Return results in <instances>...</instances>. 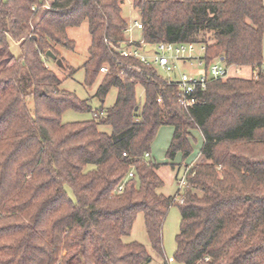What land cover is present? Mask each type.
<instances>
[{
  "label": "trees",
  "instance_id": "16d2710c",
  "mask_svg": "<svg viewBox=\"0 0 264 264\" xmlns=\"http://www.w3.org/2000/svg\"><path fill=\"white\" fill-rule=\"evenodd\" d=\"M130 2L146 43H200L207 63L256 68L258 77L209 83L183 112L175 88L154 72L134 83L100 74L117 58L105 40L124 39L123 0H54L38 13L31 10L36 0H0V264H157L165 260L161 230L172 205L181 217L174 261L264 264L263 0ZM84 21L90 34L84 84L101 75L94 95L103 100L116 88L117 96L91 120L63 123L65 111L91 108L60 90L43 56L51 51L59 59V45L73 50L66 30ZM169 125V161L190 156V130L203 139L201 161L187 170L183 204L175 202L178 191L171 197L158 191L160 165L143 156ZM107 126L110 132L100 129ZM131 167L134 178L119 192ZM139 214L150 248L163 258L157 263L142 244L123 242Z\"/></svg>",
  "mask_w": 264,
  "mask_h": 264
},
{
  "label": "built area",
  "instance_id": "2783aa9c",
  "mask_svg": "<svg viewBox=\"0 0 264 264\" xmlns=\"http://www.w3.org/2000/svg\"><path fill=\"white\" fill-rule=\"evenodd\" d=\"M38 5H33L34 13L41 12L50 7L48 0H36ZM142 23L140 19L128 21L124 29V39L118 44L105 40L107 45L117 54L112 68L106 64L99 69L101 75L113 72L120 81H137L138 75L154 72L164 81L166 86L175 88L176 102L182 111L189 112L198 103V95L209 83L230 78L231 72H236L233 67L226 66L223 61L215 59L207 63L205 59L206 46L194 43L158 42L148 44L140 36ZM260 69L264 70V48L262 52ZM200 67V68H199ZM199 68V70H198ZM248 68L247 74L237 73L243 79L257 78V69ZM243 68V69H245ZM186 70L189 74L186 73ZM125 153L123 154V156ZM144 159L149 160V153H144ZM178 181V193L175 202L183 204V191L186 188V174ZM134 178L133 168L128 171L124 181L117 187L122 191L124 183ZM206 260V259H205ZM173 259H165L157 264H171Z\"/></svg>",
  "mask_w": 264,
  "mask_h": 264
},
{
  "label": "rangeland",
  "instance_id": "374dc122",
  "mask_svg": "<svg viewBox=\"0 0 264 264\" xmlns=\"http://www.w3.org/2000/svg\"><path fill=\"white\" fill-rule=\"evenodd\" d=\"M54 0H48L49 4L53 2ZM209 1V0H205ZM40 14H38L39 16ZM37 16V17H38ZM122 16L127 21H136V19H140L137 17L136 11L132 9L130 0H123L122 3ZM88 25L87 22L84 21L80 26L74 28H68L66 30V33L68 34V37L70 40L74 42V48L73 50L66 49L62 46H56L55 49L59 52V58L62 61V64L64 66H67L68 68H73L75 72L69 76V70L64 68H58L52 60H50L48 57L43 56V59L45 60V66L48 67L49 70H52L59 80L62 81L60 85V90L67 91L69 93H72L74 96H78L80 100H86L89 104L91 111L87 113L78 112V111H71L67 110L65 111L61 116V122L63 123H74L76 121H87L92 119V111L93 110H99V109H107L108 107L112 106L115 99H116V88H111L109 92L106 94V98L103 100H100L94 95V92L96 88L98 87L99 83L101 82L102 76L97 77V81L94 82L90 87H87L84 84V68L83 64L88 58V47L90 45V34H88L87 31ZM205 39H208L209 35L205 34L203 36ZM208 42L210 40L208 39ZM18 42H12L11 51L14 53H18L17 50ZM200 68V67H199ZM198 68V70H199ZM238 73H245L247 70H236ZM236 72H231L230 77H238ZM186 73L188 71L186 70ZM246 74V73H245ZM244 74V75H245ZM243 79V78H242ZM143 90L142 88L137 85L136 88V94H137V101L139 105L143 103ZM30 110L32 111V105L29 106ZM105 133L110 132V128L102 127L100 128ZM193 130L189 131L190 136L188 137V140L191 143L195 141L193 139ZM198 154L197 147L193 146L192 150V158H195ZM157 160V158H156ZM193 167V166H192ZM185 168L183 165L181 166H169V165H160L159 168V174L161 176V179L163 180V186L158 191L166 196H171L178 191V181L183 177ZM186 170V169H185ZM136 221L132 227V230L130 232L129 236H126L123 238V242H136L138 244H142L145 249L149 252L152 262L157 263L164 259H173L174 252L176 250L175 248V236L178 232V227L180 223L179 212L177 205H172L169 209L164 223L162 225V249H163V258H160L158 255H156L152 249L150 248L149 241L147 234H145V228H144V218L142 214H139L136 217ZM171 264H180L173 260Z\"/></svg>",
  "mask_w": 264,
  "mask_h": 264
},
{
  "label": "crops",
  "instance_id": "0c3cea01",
  "mask_svg": "<svg viewBox=\"0 0 264 264\" xmlns=\"http://www.w3.org/2000/svg\"><path fill=\"white\" fill-rule=\"evenodd\" d=\"M263 4H264V0H263ZM263 45H264V41H263ZM263 48H264V46H263ZM243 70H247V72H248V68H245ZM247 72H245V73L247 74ZM245 73H243V74H245ZM173 131H174V128H173V126H170V125L169 126H162L157 131V134L154 138V142L150 146V152H149L150 159L149 160L152 163H154V164L156 163L159 165H163V164L170 165L171 163L174 164V166H178V167L183 165L185 167V168H183L184 169L183 171H186L201 161L200 150H201V147L203 144V139H202L201 133H199V131L193 130L192 134H193V139H195V141H193V143H192V150H193V146H196L197 151H198V154H197L198 156L191 159L192 155L190 154V156L187 157L186 160H183L182 155L180 153H177L174 160L169 161L166 158L165 153H166L167 148L170 145ZM156 158H157V160H156ZM159 168L157 169V173L160 176L159 171H158ZM171 196H173V195H171ZM171 196H169V197H171Z\"/></svg>",
  "mask_w": 264,
  "mask_h": 264
},
{
  "label": "water",
  "instance_id": "95a60500",
  "mask_svg": "<svg viewBox=\"0 0 264 264\" xmlns=\"http://www.w3.org/2000/svg\"><path fill=\"white\" fill-rule=\"evenodd\" d=\"M46 57H48L50 60L54 62V64L59 68H64V65L62 64L61 59H57V57L51 52L47 51L45 54Z\"/></svg>",
  "mask_w": 264,
  "mask_h": 264
}]
</instances>
